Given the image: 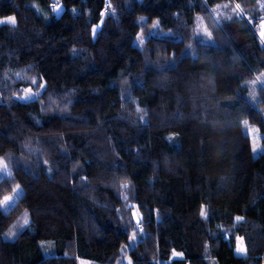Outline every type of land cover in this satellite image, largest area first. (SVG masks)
<instances>
[{
    "label": "trees",
    "instance_id": "1",
    "mask_svg": "<svg viewBox=\"0 0 264 264\" xmlns=\"http://www.w3.org/2000/svg\"><path fill=\"white\" fill-rule=\"evenodd\" d=\"M54 2L0 0V264H264V0Z\"/></svg>",
    "mask_w": 264,
    "mask_h": 264
},
{
    "label": "snow or ice",
    "instance_id": "2",
    "mask_svg": "<svg viewBox=\"0 0 264 264\" xmlns=\"http://www.w3.org/2000/svg\"><path fill=\"white\" fill-rule=\"evenodd\" d=\"M52 11L55 13L56 11H59L63 5L60 3V0H56V2L52 3L50 5ZM111 7V4H110V0L109 2L107 3V8H110ZM107 8L104 9V10H101L100 12V16H101V21L97 24H93L92 25V33L93 35H95L96 31L100 28L101 24L103 23V18L105 17V15L107 14ZM73 12H76L77 10L76 9H73L72 10ZM141 20H143L144 18L141 17L140 18ZM2 23H8V24H12L14 25L16 23V20L14 17H6V18H3V19H0V24ZM154 26L158 24V21H154ZM142 31L140 33H137V41L139 42V44L142 46L143 43H144V39H143V35H142ZM204 31L206 32L207 29H204ZM262 35V38H264V31H262L261 33ZM18 79H23L24 77L17 73L16 74ZM257 80H260V79H264V73H261L260 76H258L256 78ZM36 83V78L33 77L32 78V84L35 85ZM45 85L43 84V82H41L40 84V87L41 89L44 87ZM22 93H23V96L22 98L23 99H30L31 96H37V98L39 97V92H34L33 91V88L32 87H28V88H24L22 89ZM137 111H140L139 108H137ZM38 124H39V120L36 121ZM245 124H247V121H245ZM9 161H10V156L9 157H0V173H6L8 176H11V170L9 168ZM45 164H47V161H44ZM129 187V182L128 181H125L124 183H122V188L124 189H127ZM20 188V185H16L14 188H13V192L17 191L18 189ZM125 200H127V196L125 195ZM10 200V196L7 195V196H4L3 198V201H0V205H3L4 207L7 206V202ZM132 208V216L133 218L135 219L136 221V224H137V227L140 226V222H141V214H140V211L139 209L135 206V205H131L130 206ZM200 215L202 218H206L207 216V210H206V207L205 206H201V210H200ZM243 220V218L241 216H236L235 217V221L236 223H240L241 221ZM31 226V221L29 219V215H28V212L25 211V213L23 214V216L21 217V219H19L16 224L13 225V228L14 229H21V228H28ZM9 236H12L13 235V232L12 230L9 231L8 233ZM132 239L135 238V233H133ZM235 240H236V252L238 254H242L245 252V246H244V239L242 237H235ZM206 251H207V247H206ZM183 257V253H178L176 252L175 250H173L172 252V258H182ZM127 261H128V264H132V260L130 257H126ZM213 264H215V262H213Z\"/></svg>",
    "mask_w": 264,
    "mask_h": 264
},
{
    "label": "rangeland",
    "instance_id": "3",
    "mask_svg": "<svg viewBox=\"0 0 264 264\" xmlns=\"http://www.w3.org/2000/svg\"><path fill=\"white\" fill-rule=\"evenodd\" d=\"M6 17H11V16H6ZM6 17H3V18H6ZM3 18H0V19H3ZM133 18H134L133 16H128V15L123 16V17L121 18V21H120V27H121V28L126 27V26L128 25V23H129ZM22 96H23V93L21 94L20 99H21V100H26V99H23ZM34 97H35V96H31L30 99H33ZM27 100H28V99H27ZM245 131H246V132L250 135V137H251V140H252V153H253V155H255V154L260 150V147L254 143V140H256V136H257V134H256V132L254 131V128H247V129H245ZM6 176H8L6 173H5V174H4V173H0V179L3 178V177H6ZM7 195L10 196V200L7 202V206H6V207H4L3 205H0V210H1V211H6V210L9 209V207L15 202V200H16V199L19 197V195H20V188H19L17 191H15V192H13V190H12L10 193L6 194L5 196H7ZM3 198H4V196H3ZM3 198H2L0 201H3ZM234 253H235L236 255H243V253H242V254H238V253L236 252V242H235V247H234Z\"/></svg>",
    "mask_w": 264,
    "mask_h": 264
}]
</instances>
